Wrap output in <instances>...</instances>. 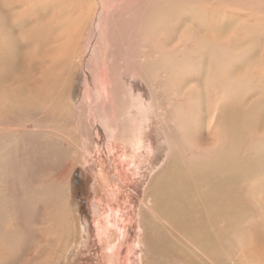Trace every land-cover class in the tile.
<instances>
[{
    "label": "bare ground",
    "instance_id": "obj_1",
    "mask_svg": "<svg viewBox=\"0 0 264 264\" xmlns=\"http://www.w3.org/2000/svg\"><path fill=\"white\" fill-rule=\"evenodd\" d=\"M9 1L19 3L20 0ZM24 1L27 7L29 5L31 18L33 11L37 15L49 9L62 10L63 4V0ZM144 6L147 12L145 11L146 15L141 20V37L145 39L147 54H140L143 69L141 87L144 86L143 83L146 87L155 86L154 101L160 95V89L167 86L168 93L175 90L178 100L185 103L191 98L197 105L203 98L205 105L201 111L196 107L191 113L187 104L183 105L177 100L176 108L181 112L176 124L171 122L165 112H157V116L167 127L165 132L164 128L161 131L168 147L140 198L143 208L138 217L141 239L137 240L145 243L158 259L174 258L181 260L180 264H220L218 258L226 236L236 226L242 207L238 185L247 183L254 177L264 180V98L260 94L246 103V95L252 87L260 86L259 92L264 94V72L252 70V74L248 75L245 68L236 71L230 64L233 58L228 56L231 47L218 42V37L234 36L235 33L241 36L238 37L241 43L244 37L248 39L246 48L251 54H255V67H259L264 65V32L259 27L260 23H251L240 17L237 21L242 23L235 25L232 20H236V17H224L222 14L211 24L213 29L207 31L204 27L210 21L207 22L204 17L207 18L209 10L203 8L198 0H149ZM241 9L248 8L243 6ZM12 11L15 12L13 9ZM183 16L192 21L190 28L182 26ZM56 18L59 20L58 24L64 23V16ZM222 18L228 23L226 25L229 28L223 26L226 30L221 28L222 25L219 27V23L223 24ZM29 21L14 17L13 25L21 34V30L30 25ZM2 22L3 20L0 21V264L5 260L1 255L3 247L10 249L9 256L22 251L33 241L38 227L44 230L42 232L46 235V246L51 245L53 236L56 237L58 243L53 251L55 258H58L72 236L71 219L66 205L68 178L75 170V158L62 168L52 185L45 189L32 188L26 173L29 152L25 146L26 136L31 129L16 125V121L24 112L41 105L43 99L39 93L43 85L53 88L66 80L68 76L65 71L70 68V63L65 58L63 43L61 46H52L49 36L44 34L45 30L39 38L38 32H35L33 39L28 35L27 40L17 46L15 38H19L18 35L15 37L12 32L5 31ZM171 22L178 27L177 35L172 41L166 35ZM202 27L206 32L199 33ZM18 54H22L21 60H24L20 64L21 73H17L16 69L19 62L15 63ZM45 60H49L48 66L38 71ZM31 79L40 82L37 85L41 87L27 86ZM156 108L161 109V106L156 104ZM6 124L7 126H3ZM183 127L186 129L182 130ZM132 132V137H129V132L123 143L118 142V133L104 132L101 138L104 151L108 147L106 137L110 139V154L114 151L119 153L117 146L122 148V155H117L121 158V163L114 168H126V176L121 177L123 182L118 180L119 174H114V178L118 187L122 186L128 194H133L129 190L133 185H127L130 170L137 172L143 162L152 165L157 152L148 126L142 125ZM248 133L257 139L247 154H241L242 148L248 145ZM178 136L187 140L180 148L174 142ZM58 138L64 147L80 151L82 144L78 145V139L76 141L75 138L59 135ZM188 143L191 151H196L191 155L186 154ZM211 144L214 149L205 152ZM89 147L85 148V152L91 157ZM15 162L18 163L14 170ZM106 176L105 170H102V183L99 182V186L105 197H101V194L92 208L96 212L95 223L101 224L97 228L109 232L111 237L117 236L114 225L124 215L116 211L121 206L111 202L114 192L109 189L111 185L107 184ZM259 188L263 187L259 184ZM41 207H45V213L38 222L36 217ZM101 207L105 215L99 221L98 216L103 214ZM8 216L14 218V224L10 227L6 225ZM78 228L81 238L84 229L82 225ZM254 242L249 237L242 239L246 246ZM108 246L113 248L112 242ZM52 256L51 252L49 258L53 260Z\"/></svg>",
    "mask_w": 264,
    "mask_h": 264
},
{
    "label": "rangeland",
    "instance_id": "obj_2",
    "mask_svg": "<svg viewBox=\"0 0 264 264\" xmlns=\"http://www.w3.org/2000/svg\"><path fill=\"white\" fill-rule=\"evenodd\" d=\"M148 1L63 0L62 10L56 9L53 11L49 9L37 15L33 11L31 18L28 11L29 5L27 7L24 4L26 1L20 0L18 3L16 1L0 0L2 28L5 31L12 32L15 37L18 35L19 38H15L17 46L26 41L28 35L32 36L33 39L35 32H38L40 33L39 38L45 30L44 34L49 36L52 46H61L63 43L62 49L65 58L70 63V66H68L70 68L65 71V75L68 77L63 81L64 84L51 88L48 85L42 87L37 85V83H41L34 81V79L27 83V86L41 87L39 94L43 99L39 107L24 112L16 121V125L31 129L30 134L26 136L27 144L25 146L29 152L27 159L29 164L26 173L30 178L32 188L45 189L52 185L57 180L62 168L75 158V170L70 174L67 184L69 194L68 205L66 206L73 227H71L72 236L67 243L68 245H65L59 257L55 258V251L53 250L58 243L56 237L53 236L51 245L46 246V243H44L46 237L43 233L44 230L38 227V232L36 231L33 241L25 246L22 251L9 256L8 250L10 249L7 246L3 247L1 255L5 260L2 264L182 263L181 260L174 258L158 259L145 243L138 242L141 233L138 226V217L139 213H142L141 209H143L140 198L143 196L144 189L149 185V180L157 168V163L161 162L168 147L163 135L167 127L157 116V112H165L171 122L175 124L181 112L176 108L175 102L178 99L174 89L168 93V87L163 86L160 89V95L154 101L155 86L147 85L146 87L143 83L142 88L140 85L143 77L140 54L143 52L145 56L147 54L145 39L141 37V20L147 12L144 5ZM198 1L202 3L203 8L209 10L206 14L207 18H204L210 23L208 26L206 25L207 27L203 26L207 31L213 29L211 24H214L215 18L222 14L224 17H236V20H232L235 25L242 23V21H237L240 17L246 21H251V23H260L259 27L264 32V0ZM243 6L248 9L240 10ZM14 7L19 8L15 9ZM60 16L65 17L62 25L57 23L59 20L56 17ZM14 17L24 18L26 21L30 20L29 23L27 22L30 25L21 30V34L20 30H17L13 25ZM222 19L223 24L219 23V27L222 25L221 28L226 30V28H229L226 25L228 23L225 22V18ZM52 23L53 25H50ZM56 23L57 25L54 28ZM191 23L192 21H189V18L183 16L182 26L185 29L190 28ZM203 27L204 31L201 29L199 33L206 32ZM177 30L178 27L174 22H171L166 32L170 41L177 35ZM257 32L259 33L258 30ZM179 33L182 34L183 32L179 31ZM218 34L221 35L222 33ZM238 37L241 36L235 33L234 36L221 35L218 37V42L231 47L230 51L225 48L226 51H229L228 56L233 58L230 62L231 67L236 68V71L245 68L248 75L252 74V70L264 72V65L255 67V60L253 59L255 54H251L246 48L248 39L246 40L244 37L241 43ZM19 51L23 53V50L19 49ZM183 51H186V49H183ZM189 51L188 49L187 52ZM21 57L22 54L16 55L15 63L19 62L16 68L17 73L22 72L20 64L24 60H21ZM48 64L49 60H45L37 70L42 71ZM32 73L35 74L34 71ZM259 89L260 86L252 87L246 95L248 97L246 103L260 94L264 98V94L260 93ZM180 102L183 105L187 104L191 113L196 107L201 111L205 105L203 98L197 105L191 98L187 99L185 103ZM156 104H159L161 109H157ZM191 118H193V115ZM142 125L148 126L150 129L154 139L155 151H157L155 153L156 159L153 164L151 162L152 165L150 166L143 162L137 172L130 170V181L127 185H133L129 187L133 194H128L129 192L122 186L118 187V182L114 178V174H119L118 180L123 182L124 180L121 177L126 176V168H119L118 170L114 168L116 164L121 163L119 162L121 158L119 159L118 156L122 155V148L117 146L119 153L116 154V151H114L110 154V139L106 137L109 141H107L106 151H108L106 152L101 147V138L104 132L118 133V142L123 143L129 132L131 138L133 135L132 130L142 127ZM3 126H7V124ZM185 129V127L182 128V130ZM58 135L78 139L79 142L76 140L78 145L82 144L80 151L71 149L68 146L64 147ZM247 138H250L246 143L248 145L242 148L241 154H247L257 139L256 137L252 138L250 134ZM174 142L180 148L181 144L187 142V140L178 136ZM85 146H90L91 157L86 154ZM213 149L214 146L211 144L205 152H211ZM195 152L191 151V145L188 143L186 154L191 155ZM150 158L151 154L148 156L149 160ZM17 163H13L14 170L17 169ZM131 166L132 164L129 167ZM102 170L106 172L107 184L111 185L109 189L114 192V198L111 199V202L116 206L120 205L121 208L116 209V211L122 212L124 215L120 216L121 219L119 218L118 222L120 224L116 223L114 225L115 231L118 232L117 236L112 235L109 237V232L97 228L98 226L101 227L100 222L95 223L97 220L95 217L96 212L93 211L92 207L98 199L105 197L104 191L99 186V182L102 183L100 177ZM258 179V177H254L247 183H240L237 187L241 196L240 203L242 207L236 226L226 236L227 239L223 245L222 253L218 258L220 264H264V180ZM259 184L263 187L262 189L259 188ZM5 191L7 192L6 186ZM134 194L137 195L134 196ZM102 207L101 212L103 214L98 216L99 221L104 219L103 215H105ZM43 213H45V207L38 210V216L36 217L39 220L38 222H40ZM13 224L14 218L8 216L6 225L10 227ZM80 225L84 229L81 238H79L81 233H79L80 229L78 228ZM102 225L104 226L103 222ZM246 237L255 240V242L250 246H246L242 243V239ZM109 242H112L113 248L108 246ZM51 252L53 253V260L49 258Z\"/></svg>",
    "mask_w": 264,
    "mask_h": 264
}]
</instances>
